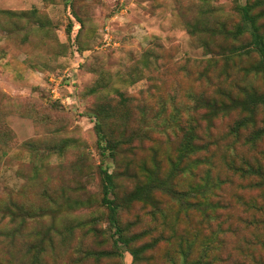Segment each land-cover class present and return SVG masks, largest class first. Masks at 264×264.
Returning a JSON list of instances; mask_svg holds the SVG:
<instances>
[{
	"label": "trees",
	"instance_id": "16d2710c",
	"mask_svg": "<svg viewBox=\"0 0 264 264\" xmlns=\"http://www.w3.org/2000/svg\"><path fill=\"white\" fill-rule=\"evenodd\" d=\"M177 6L204 58L169 66V57L149 47L137 60L141 66H133L149 80L138 95L116 86L108 95L104 70L91 69L98 76L84 93L95 97L87 114L98 163L80 140L56 137L58 129L20 143L32 175L48 169L43 159L51 155L71 153L72 159L68 179L57 185H50L44 171L47 184L35 195L42 203L25 197L28 175L20 200L11 194L0 199L7 252L0 250V264H15L13 254L22 264H47L68 249L75 255L62 264H122L124 252L130 264H264V0H232V20L216 13L211 0ZM152 70L158 75L148 74ZM178 70L198 87L175 82L163 90ZM10 100L0 92L2 122ZM1 124L0 137L12 132ZM2 144L0 166L6 156ZM88 175L95 176V193L86 192ZM79 209L89 212L84 216ZM239 226L249 237L233 246L236 257L224 255L226 237ZM20 236L26 240L22 248L11 251L7 243Z\"/></svg>",
	"mask_w": 264,
	"mask_h": 264
},
{
	"label": "rangeland",
	"instance_id": "374dc122",
	"mask_svg": "<svg viewBox=\"0 0 264 264\" xmlns=\"http://www.w3.org/2000/svg\"><path fill=\"white\" fill-rule=\"evenodd\" d=\"M188 1L0 0V10L26 11L21 15L0 13V92L11 98L12 104L4 117L6 122H2L0 114V135L5 129L1 123L12 131L0 137L6 150L0 166V199L11 194L20 200L18 192L29 182V192L25 197L39 204L42 202L35 195L46 183L44 171L49 172L52 186L59 184L61 178L68 179L66 168L72 159L71 153L43 159L48 169L32 175L29 155L20 148L22 141L52 135L50 128L59 130L56 137L71 136L80 140L91 161L98 163L93 122L87 114V107L95 97L84 93L98 76L91 70L93 67L104 70L108 95H114L112 86L138 95L148 86L149 80L145 73L133 66H141L137 60L149 47H156L164 59L169 57V66L173 62H184L187 57L204 58L203 51L189 40L177 6ZM244 1L238 0L240 3ZM211 3L217 6L214 7L216 13L227 16L228 20L234 19L232 0H211ZM75 16L81 19V25ZM81 48L83 50L80 51ZM158 73L154 70L148 72ZM172 77L162 85L163 90H169L175 82L181 88L189 85L198 87L179 70ZM2 100L5 102L7 99L2 97ZM53 102L59 107L52 108ZM228 119L225 118L223 123ZM26 175L32 177L28 182ZM83 181L87 193L97 191L95 176L88 175ZM88 212L79 209L76 213L86 216ZM247 236L248 231L239 226L235 233L226 237L223 254L236 257L233 246ZM1 240L0 236V250L4 254L7 252ZM76 240L74 237L72 247H75ZM12 241L7 244L11 251L13 248L15 251L22 248L26 240L20 236ZM89 244L87 238L86 247H91ZM104 247L108 248L109 244ZM74 255V250L68 249L55 261L47 258V264H62ZM13 258L15 264H22L19 257L13 254ZM121 263L130 264L128 253L122 254ZM156 263L163 264V260ZM82 264L91 263L86 261ZM101 264H111V261Z\"/></svg>",
	"mask_w": 264,
	"mask_h": 264
}]
</instances>
